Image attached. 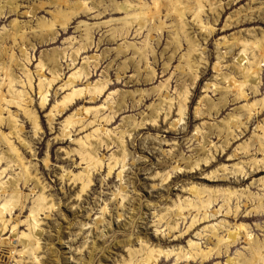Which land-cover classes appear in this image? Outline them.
<instances>
[{
	"label": "rangeland",
	"instance_id": "374dc122",
	"mask_svg": "<svg viewBox=\"0 0 264 264\" xmlns=\"http://www.w3.org/2000/svg\"><path fill=\"white\" fill-rule=\"evenodd\" d=\"M25 1L28 5L25 7L33 8L34 3L38 4L39 1L46 0ZM71 1L74 3L82 0ZM91 1L99 6L101 11L108 12L95 16L98 12L94 9L91 14L74 18L69 24L68 33L61 37L59 33L62 32L61 25L66 13H57L56 18H53V14L60 9H63V12L67 11L64 10L67 6L63 3L56 6L57 9L45 7L43 12L33 14L31 17L12 16L0 25V33H3L10 29V22L16 19L20 22H31L33 26L37 17L55 20V29L58 31L57 41L37 45L33 38L35 48L28 47L31 62L27 65L32 73L36 70L39 57L42 55L46 57V53L43 54L44 51L66 48L64 57L58 59L62 80L55 82L50 88L46 110H39L37 82L35 81L34 84L32 108L37 113L40 131L34 134L32 125L24 118L22 112L19 109L10 108L12 115L19 112L18 120L24 127L22 139L28 144L29 149H23L18 141L12 142L20 150L23 163L33 174V178L36 177L38 184L44 187V195L54 205L52 213L39 216L38 224L43 230L39 240V264H124V261L130 260L129 249L139 248L140 243L165 250L174 247L176 251L183 249L187 252L190 249L189 241L193 240L203 250H208L217 243L216 238L212 237L210 232L204 233L202 237H197L196 233L202 232L205 226L213 224L216 226L222 221H224L223 226L218 233L224 238H228L227 230L235 229L234 227L239 223L248 226L249 236H240L239 241L228 252H225L226 248L223 246L220 256L215 254L207 261L177 260L172 255L159 257L157 264H186L187 262L190 264H252L254 256L248 249L250 244L248 240L252 241L255 237L260 242H264V212H253L260 203L264 206V186L261 182L264 180V152L258 151L259 137L264 136L261 130V127L264 128V111L257 109L255 115L247 121L240 108L264 98V63L257 73L259 92L255 94L249 83H244L241 87L248 97L247 101L233 103L235 98V92H233L228 97L227 106L220 108L219 113L212 110L206 102L200 104V101L206 98L213 105H220L221 96L218 90L214 92V88L228 87L229 83H232V81L220 80L221 73L233 77L237 84L245 80L243 73L249 67L245 58L258 52L261 46L264 47L262 38L264 0H203L200 17L203 25L209 24L206 29L194 20L193 11H199V6H194L193 0H184L188 6H191V11L185 12L184 30L189 37L197 41L196 55L202 56L205 64L202 68L203 73L198 74L199 79H196V84L194 83V86L188 89L190 94L187 111L181 122H178L180 119L178 106L182 100L181 85L184 82L189 83V76L181 70V66L185 63L180 57L188 53L189 44L181 33L179 16L175 13L166 15L168 9L162 7L161 16L155 23L160 32L152 31L149 37H147L148 27L154 23L153 21L147 22L148 27L140 31L139 28L144 26L145 21L137 20L128 33L122 29L121 21L102 25L93 31L92 46L80 52L76 62L71 65L69 54L76 47L80 35L84 34L83 31L76 30L79 20L93 24L127 15L124 9L125 2L128 0H102L104 5H100V0H85V3L88 2L91 5ZM111 1H115L121 10L111 11L114 6ZM129 1L133 3V6L128 9L129 14L141 12L139 6L141 3L147 2L153 5V0ZM2 5L7 8L8 2L3 0ZM218 13L220 17L217 16ZM111 28L115 29L113 40L110 39ZM248 30L255 31L257 39L247 35ZM151 34L153 37L150 38ZM177 36L182 44L181 49L176 48ZM233 37H241L253 47L247 54H242L243 47L235 46L226 55V49L222 43L226 41L228 44L231 43ZM146 39H149L147 40L149 45L155 49L156 61L155 57L149 53L148 64L140 62V71L136 73L139 56L133 54L129 44L134 43L137 47L145 48L148 47V42L145 43ZM158 39H161L160 44L157 42ZM100 40H102L101 43ZM175 51L176 56L170 60ZM15 53L18 56L21 55L17 48ZM93 56L96 58L92 59ZM195 58L196 56L193 57ZM87 59H90L87 65L90 75L78 87L94 86L102 82L107 84L103 95L96 102H89L87 96L74 109L65 112L64 116L63 113L55 117V121L50 126L47 123V114L53 103L63 96L64 91H60L61 85L67 80L73 67H80ZM20 60L22 63L25 62L22 57ZM166 63L170 64L168 71L164 68ZM151 67H154L156 72L152 80L149 70ZM44 75L49 78V71L45 70ZM17 76L24 80L22 73L17 72ZM168 78H170L168 92L159 94L154 91V88L161 82H166ZM207 83L217 85L207 91L205 89ZM15 90L21 91L23 88L17 85ZM7 92L8 89L5 90V94ZM55 92L57 96L54 99ZM170 105H172L171 109ZM81 107L97 110L98 113L83 114L81 116L83 126L77 125L71 130L70 139L58 142L56 138L60 135L65 118ZM114 114L115 118L107 123L106 118L110 115L114 117ZM230 115L236 119L232 122L233 125L242 122L244 126L240 129L233 127L230 131L232 135L228 136L225 123L229 121ZM173 124H177V127H173ZM88 135H91V138L87 143L92 145L86 149L99 148L96 149L97 157L103 165L98 173L93 174L89 189L77 199L80 186L67 182L62 176L68 172L73 174L81 172L85 163H81L80 158L73 154L67 156L66 152L76 149L75 142L84 140ZM246 144L254 146L242 150L241 148ZM1 150L4 151V147H0ZM115 160H117V166L109 176V165H114ZM254 160L257 161V166L254 168L248 166ZM196 163H199V167L191 170L190 167ZM165 167H167L166 170ZM238 167H244V174L238 173ZM173 168H179V170L173 171ZM19 171L17 167L9 169V175L5 181ZM121 172L122 177L118 178ZM167 174L170 175L169 179L163 182L162 177L167 178ZM191 187L230 190L244 194L239 199L232 197L229 205L222 209L221 206L226 204V201L221 196L218 202L209 208V212L221 209L220 214L214 218L211 217L208 221H200L188 230L197 212L192 210L190 215L185 212L184 219L183 216L175 215V209L172 206L175 202L179 203V200L194 199L189 197L186 191ZM32 188L33 186L22 189L23 196L29 197L30 200L25 202L22 210L17 209L14 212L16 213L14 217L20 220H25L30 215L33 206ZM120 193L126 196L125 200L118 196ZM3 199L4 197L1 201ZM236 207H240L237 215H235ZM168 208H170L169 211H167ZM228 210H231L230 215H226ZM162 215L164 218L160 219ZM175 221L178 222V227L171 230L169 226ZM26 228L27 226L23 224L20 230ZM10 234L11 231L0 238V245L2 239L9 237Z\"/></svg>",
	"mask_w": 264,
	"mask_h": 264
},
{
	"label": "bare ground",
	"instance_id": "6f19581e",
	"mask_svg": "<svg viewBox=\"0 0 264 264\" xmlns=\"http://www.w3.org/2000/svg\"><path fill=\"white\" fill-rule=\"evenodd\" d=\"M2 1L0 0V25L6 21H8L12 16L20 17H31L33 14H39L43 12L45 7H55L56 9L60 3H63L67 6L64 10L63 9L57 10L53 14V18H56L57 13H66L65 18L63 19V24L61 25L62 32L59 33V37L64 34H67L69 29V24L71 21L76 17H81L83 14H91L92 10L97 9V15L101 16L102 14H106L108 11H101L99 6L91 1V5L85 3V0L72 2L71 0H46V1H39L38 4L34 3L33 8L25 7L28 6L25 0H4L8 2L7 8L5 5H2ZM194 6H199V11L194 12V20L199 22V26L203 29L209 26V24L203 25L200 13L202 11L203 0H193ZM114 6L112 7L111 11L121 10L119 5L114 1H111ZM153 5H149L147 2L139 4L141 8V12L138 14H129L128 9L129 7L133 6L131 1H126L125 6L126 8L124 11L127 13L126 16L116 18V19H109L103 22H96L93 24H89L84 20H79L76 26L77 31H83L84 34L80 35L79 40L77 42L76 47L73 48L72 43L70 45L73 48L72 52L69 54V61L71 65H73L80 52L89 49L92 46L93 42V31L97 28L101 27L102 25H109L110 23H114L115 21H121L123 24V28L129 32L130 28L133 26L135 21L137 20H144V26L140 27V31L142 28L148 27L147 22H154L150 27H148V35L152 31L160 32V29L157 25H155L156 21L161 16V8H167V14L171 15V13H175L179 16L178 20L180 22L181 33L186 37V41L189 44V51L187 54H182L180 59L184 61L185 64L181 66V70L186 72L189 76V83L184 82L181 85V96L182 100L178 106V114L180 119L178 122L183 121V118L187 111V101L189 100V87L192 86L194 83L196 84V79L198 78L199 73L202 72L203 64H205V59L200 56L199 54L196 55L198 50L197 41L193 38L189 37L187 33H185V22L184 18L186 17L185 12L188 10L191 11V6L184 0H153ZM189 3V2H188ZM104 5L103 1L100 0V5ZM154 8V9H153ZM52 12V11H51ZM50 13V12H49ZM220 17L219 13L217 15ZM55 20H46L45 17H37L34 26L31 22H20L19 19L10 22V29L0 33V147H4V151H0V238L2 236L7 235L10 231L11 234L9 237H5L1 241L0 245V264H39L38 260V253L40 250V236L43 230L40 228L39 223V216L48 213H52L54 210V205L52 204L51 200H48L47 197L44 195V187H41L38 184V180L36 177L33 178V174L30 170L27 169L26 164L23 163L22 155L20 154V150L15 147V143L12 141H18L19 145L23 149H29L28 144L25 140L22 139V133H24V127L20 124L19 119V112L16 115H12L10 113V108L19 109L24 118L28 120V122L32 125L34 134H37L40 131L38 122H37V113L33 111V97L32 94L34 93V84L35 81L37 82V95L39 96V110H44L47 102V95H49V90L52 88L53 84L61 79V69L58 63V59H62L64 57V53L66 48L62 50L58 49H51L49 52L44 51L46 53V57L44 55L39 57L38 62L36 63V70L34 73L30 71L27 63L31 62V57L29 53V46L34 49L35 44H33V38L37 45H42L48 43H55L58 39V31L55 29ZM231 26L230 24L228 25ZM213 29L212 26H210ZM253 30V29H252ZM248 30L247 35L253 36L256 38L255 31ZM111 35L110 39L113 40L115 37V29H110ZM178 35V34H177ZM153 37L152 34L150 38ZM262 38L264 39V34L262 33ZM177 47L181 49L182 44L180 38L177 36ZM149 39H146L145 43H147ZM160 40L158 39L157 42L160 44ZM102 40H100V43ZM262 42V41H261ZM148 47L140 48L137 47L134 43L129 44V47L133 49V54L139 56L138 64L136 65L135 72L139 73V63L145 62L148 64V54L151 53L155 58L156 61V54L155 49L149 45ZM226 49V55L230 53L235 46H242L243 49L241 51L242 54H247L251 49V45L248 44L246 40H243L241 37H233L231 43L224 42L222 43ZM19 49L20 56L15 53V49ZM176 56V51L172 54L170 60ZM196 56L195 59L193 57ZM20 57L23 58L25 62L22 63ZM95 59L96 57H91ZM246 61L249 63V67L247 70H244L243 76L245 78L244 81L237 84V81L233 80V77H228L225 73H221V78L223 82H231L229 83L228 87H217L216 83L212 84L207 83L205 89L209 91L212 86H216L215 90H218L221 100L220 105H213L212 102L208 101L206 98H203L200 101L206 102L209 104L210 108L216 113H219L220 108H224L227 106L229 102V96L235 92V98L232 101L233 103L239 102L241 100L247 101L246 93L241 87L244 86V83H249L251 86L252 91L256 94L259 92V79H258V71L260 70L261 65L264 63V47H260L258 52L252 53L248 58H245ZM252 59V61H251ZM85 61V64L81 65L80 67L76 68L73 67L72 72L70 73L67 80L61 85L60 91H64L60 100H56L53 103L52 107L50 108L47 114V123L51 126L55 121V117L59 115L63 116L66 114L65 112L71 111L74 109L79 103H82L88 96L89 102H96L101 95H103L106 85L105 83L98 82L96 85H86L84 88H79L78 86L81 85V82L84 79L88 78L90 75V71L87 69L88 61ZM207 63V62H206ZM70 65V64H69ZM68 65V66H69ZM97 63L95 64V66ZM76 68V69H75ZM165 71H168L170 68V64L166 63L164 65ZM49 71V78H46L44 75V71ZM150 77L151 80L155 78V69L151 67L150 69ZM18 73H22L24 76V80L20 79L17 76ZM219 75V76H220ZM218 77V76H217ZM169 81L170 78L166 80V82H161L160 85L154 88V91L161 94L163 92L169 91ZM79 84V85H78ZM234 84V85H233ZM17 85H21L23 90H15ZM194 86V85H193ZM8 89L7 94H5V90ZM65 91L67 92L65 94ZM153 91V92H154ZM57 96V92L54 93V99ZM110 97V96H109ZM168 97V96H167ZM170 105V109H171ZM47 108V107H46ZM244 112V116L249 121L254 115L255 111L259 109L260 111H264V98L262 100L254 101L246 106L240 108ZM46 110V109H45ZM97 110H93L90 108L81 107L77 111L71 113L68 117L65 118L60 135L56 138L58 142H62L64 140H68L71 138V130L75 128L77 125L83 126V120L81 116L83 114L89 112H96ZM258 111V113H260ZM8 114V117L6 115ZM117 114V113H115ZM114 117L108 116L106 118V122L110 123ZM200 114V112L198 113ZM228 120L225 123V131L227 132L228 136L232 135L231 129L234 127L236 129H240L244 126V123H240L238 125H233L232 122L236 120L232 115L228 117ZM173 127H177V124H173ZM82 129V128H81ZM6 130V131H5ZM261 130L264 133V128L261 127ZM97 132V131H95ZM91 138V135H88L84 138V140H77L76 149L70 150L66 152V155L69 156L73 154V156H78L80 158L81 163H85L84 168L81 172L77 174H73L72 172L66 173L62 178H64L67 182H72V184H78L80 186L79 193L77 194V199L80 198V195L85 193L90 185L92 184L93 174L98 173L103 165L102 161L97 157L96 149L94 150H87L86 147L91 146L92 144L87 143L88 140ZM264 136L259 137V152H264L263 147ZM254 145L246 144V146L242 147V150H246ZM4 162L6 163V167L4 168ZM45 161V165H47ZM250 167H256L257 161L254 160L251 164H248ZM117 166V160H115L114 165H109V176L111 175L112 171ZM17 167V170H20L16 175H13L7 180V176L9 175V169L12 170L13 168ZM199 167V163H196L194 166H191V170L194 168ZM167 167H165L166 170ZM179 170V168H173V171ZM15 172V170H14ZM238 173L244 174V167H238ZM214 174V173H213ZM212 174V175H213ZM159 176V174H157ZM169 174H167V178L164 176L163 182L169 179ZM122 177V172L118 175V178ZM264 186V180L261 181ZM32 194H33V206L30 210V215L25 220H20L18 217H14L16 213H14L17 209H23L25 207V202L29 199V197L23 196L22 189L32 187ZM189 193V197L194 199L188 198L184 201L179 200L180 202L172 206L175 209V215L182 217L185 219L184 213L188 212V215L191 214V211L194 210L197 212L191 220V223L188 226V230L196 226L197 223L200 221H208L211 217H216L219 215L220 210L229 205L232 197H237V199L241 198L244 193L238 194L237 192L232 191H222V190H211L206 188H196L191 187L186 190ZM123 200L126 199V196L123 194H119ZM205 196V197H204ZM223 196L226 204L221 206V209L218 211H211L209 212V208L218 202L219 198ZM4 199L1 201V199ZM30 200V199H29ZM197 201V202H195ZM262 202V199H260ZM240 207H236L235 215L238 214ZM213 209V208H212ZM170 208L167 209L169 211ZM259 211L264 212V206L262 203L259 204L257 209H254L253 212L258 213ZM14 213V214H13ZM201 213V214H200ZM231 210H228L226 215H230ZM8 215L10 217L8 218ZM164 218L162 215L160 219ZM222 221V220H221ZM226 221V220H225ZM220 222V221H219ZM224 222V221H222ZM222 222L217 223L216 226H205L202 232L196 233L197 237H202L204 233L210 232L212 237H215L217 243L214 244L213 248L208 250H203L198 243L193 240L189 241L190 249L185 252V250L181 249L180 251H176L174 247L170 250H165L162 248H156L148 246L147 244L140 243V247L136 249H129L130 260L124 261V264H157L159 257H170L174 256L177 260L182 259H202L203 261L210 260L212 256L215 254L220 256L223 251V246L226 248L225 252H228L229 249L239 241L240 236L244 235L246 237L249 236L248 226L244 223L236 224L235 229L229 228L228 238H224L223 235L221 236L218 231L222 228ZM26 225L27 228L25 230H20L22 225ZM225 224H227L225 222ZM178 227V222L175 221L173 225H170L169 228L171 230ZM224 228V227H223ZM207 229V230H206ZM227 229V228H226ZM208 236V235H207ZM246 240H248L246 238ZM249 241V250L254 256L252 264H264V242H260L255 237L252 241ZM181 248V247H180ZM179 248V249H180ZM240 254V253H239ZM249 262V261H248ZM186 264H190L187 262ZM220 264V263H215Z\"/></svg>",
	"mask_w": 264,
	"mask_h": 264
}]
</instances>
